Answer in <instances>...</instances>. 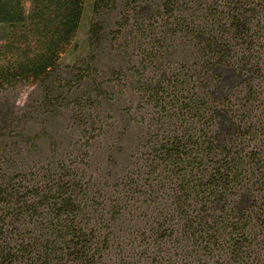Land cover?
<instances>
[{"label": "trees", "instance_id": "obj_1", "mask_svg": "<svg viewBox=\"0 0 264 264\" xmlns=\"http://www.w3.org/2000/svg\"><path fill=\"white\" fill-rule=\"evenodd\" d=\"M85 3L0 0V90L84 120L102 63L139 74L145 158L97 196L0 104V264H264V0H92L79 54Z\"/></svg>", "mask_w": 264, "mask_h": 264}, {"label": "rangeland", "instance_id": "obj_2", "mask_svg": "<svg viewBox=\"0 0 264 264\" xmlns=\"http://www.w3.org/2000/svg\"><path fill=\"white\" fill-rule=\"evenodd\" d=\"M91 5L92 0H86L84 17L76 37L79 54L92 19ZM68 53L63 59L64 63L70 60L71 52ZM107 63H102L99 82L113 84L114 87H109L106 101L95 96L92 103L96 104L95 108L84 120H81L82 117H70L65 110L52 118L36 117L32 108L34 104L40 103L41 91L34 83L13 84L0 90V104H16L18 131L23 129L25 136L30 135L35 139L34 145L27 148L33 158L43 164L58 160H64L73 167L79 164L82 177L93 184L92 191L97 196L104 192L114 194L116 182L111 181L110 177L139 171L137 164H141L145 158L137 147L144 143L140 122L149 110L148 103L138 95L139 74L133 76L127 70L118 78L108 73ZM86 120L87 127L84 125ZM125 128L127 134L123 133ZM129 225V228L135 226L133 223Z\"/></svg>", "mask_w": 264, "mask_h": 264}]
</instances>
